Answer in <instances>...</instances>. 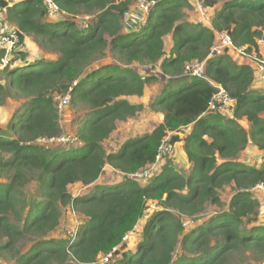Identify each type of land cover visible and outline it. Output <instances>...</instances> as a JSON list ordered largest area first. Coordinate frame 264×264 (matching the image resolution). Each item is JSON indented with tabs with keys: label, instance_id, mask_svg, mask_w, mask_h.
I'll list each match as a JSON object with an SVG mask.
<instances>
[{
	"label": "trees",
	"instance_id": "obj_1",
	"mask_svg": "<svg viewBox=\"0 0 264 264\" xmlns=\"http://www.w3.org/2000/svg\"><path fill=\"white\" fill-rule=\"evenodd\" d=\"M54 1L60 15L50 20L42 0L11 5L0 0L6 19L19 30L20 45L32 36L55 56L30 60L16 50V61L0 70V105L10 95L23 99L7 129L0 128V264H92L114 249L118 254L149 201L160 208L144 222L136 251L122 252L111 264L264 261V225L255 223L259 201L251 191L258 183L264 186V162L255 167L236 160L249 141L264 151V91L251 89L249 65L235 63L226 53L209 55L216 30L227 31L247 52L257 51V41H264V0H203L214 9L211 28L185 19L188 0H154L144 23L130 30H123L122 18L132 0ZM80 14L93 19L78 27L73 17ZM167 34L173 40L169 54L163 41ZM107 50L118 63L96 66ZM195 59H206L207 79L184 72V64ZM134 63L150 71L142 75L131 67ZM156 65L160 77L153 72ZM158 79L162 88L150 106L163 114L162 122L107 153L101 142L115 122L143 108L125 97H141L145 85ZM211 82L236 98L233 116L206 112L214 91ZM71 85L70 103L87 109L78 129L82 144L67 148L32 143L59 135L52 94L63 95ZM242 117L251 124L249 130L238 123ZM189 125L183 138L187 171L166 163L143 186L130 178L118 185L96 183L105 164L129 174L153 163L164 138L169 136L173 145L180 140L177 131ZM32 182L36 190L25 194ZM74 183L88 189L74 196L68 190ZM227 185L234 192L230 209L186 231L181 217L199 216L209 202L221 204L218 192ZM67 205L84 217L83 223L71 239L48 237ZM244 220L253 224L246 229ZM178 245L181 253L174 260Z\"/></svg>",
	"mask_w": 264,
	"mask_h": 264
},
{
	"label": "rangeland",
	"instance_id": "obj_2",
	"mask_svg": "<svg viewBox=\"0 0 264 264\" xmlns=\"http://www.w3.org/2000/svg\"><path fill=\"white\" fill-rule=\"evenodd\" d=\"M10 1V2H9ZM8 2L10 4H13L11 0ZM16 1V0H14ZM203 0H188V6L185 7V19H190L194 23H200L204 24L200 21V14L197 11V4L201 3ZM17 2V1H16ZM221 3V2H219ZM205 6V5H204ZM206 7V6H205ZM128 15L122 18V23H123V30L127 29H133L136 28L139 24V22L142 24L145 21L147 13H144L142 10L139 9L137 6V0H132V3L129 7L128 10ZM213 13V8H208L206 7V13L205 17L203 19V22H206L207 17L208 19L211 18ZM207 15V17H206ZM4 16L5 12H4ZM67 18H70L69 15H66ZM49 18V17H47ZM74 21L79 24L78 27L81 25L89 24L93 17L88 16V15H77L73 17ZM122 30V31H123ZM110 40V37L107 38ZM173 42L170 36L165 37V53L169 54V50L172 49ZM171 48V49H170ZM18 50H22V52L27 54V57L30 60H33L35 58H41L43 60H53L55 58L54 54H51L44 50L42 46L32 36H28L25 38V41L23 44L19 45ZM226 53V50L224 51ZM256 54V52H253ZM257 57L264 58L261 55L257 54ZM16 61V59L13 61V63ZM110 63H118L116 61L109 50H107L106 55L101 58L95 65H105V64H110ZM16 64H20L19 62ZM255 64V63H253ZM256 66V65H255ZM131 67L139 72L142 75H145V73L150 71V67H143L137 63H134L131 65ZM3 68L0 64V70ZM147 71V72H146ZM153 72L157 74V76L160 77V69L156 65L154 67ZM0 73V77H1ZM162 87V81L161 79H158L155 82H152L151 84H146L144 88V93L142 97L138 96H126L125 99L128 100L130 103L134 104H141L143 106L142 110L139 111L135 116L130 117L126 119L125 121H116V127L115 129L111 132L109 137L104 139L101 142L102 147L104 150L109 153V152H115L120 148L119 146L124 142L126 139L131 138V137H136V136H141L152 129H154L163 119V114L160 112H154L151 109V102L153 100V96L155 95L156 92H158L159 88ZM146 90V91H145ZM260 93V92H259ZM57 95L60 94H52L53 101L55 106L57 107ZM23 99L20 97H14L13 95L7 96L5 101L0 105V128L1 129H7V123L10 119V117L13 115L15 111L20 107L22 104ZM58 109V108H57ZM87 112V109L85 108L84 105L81 104H71L70 102L66 105H63L61 109H58V114H59V126H60V136H66L67 134L69 135H78V129L80 127V120L84 117L85 113ZM189 129L187 128H182L179 131H177L178 136L180 138H184ZM167 141L169 142V137L166 138ZM170 143V142H169ZM183 142H175L172 145V152L168 157H165L164 160H159L156 162V165L159 164V168L161 169L162 166L166 163H171L173 167H176L178 172H185L186 168L182 165L183 158L181 155V150L182 149V144ZM39 145L49 147L50 145L48 143H40ZM55 147V146H54ZM68 147H78V146H66ZM78 153V152H74ZM177 156V157H176ZM176 157V159H175ZM237 160H241V162H245L246 159H248L249 164H258L262 165L264 162V153L263 155L259 154L255 160L251 159L248 153L240 155L238 154L236 157ZM251 159V160H250ZM246 161V162H247ZM248 163H244L247 164ZM178 166H180L178 168ZM103 173L100 175V178L97 180V183L99 184H110L113 182L117 181H123L127 178H130L131 180L137 181L140 185H145L148 183L149 179L154 177L156 174H152L149 178L146 180H138V178L132 177L127 175L126 173H123L117 169H114L112 166L109 164H105V167L103 169ZM82 185L81 183H74L68 186L69 192L74 195H81L85 189L87 190L88 187ZM251 189L253 196L259 201V206L257 208V214L255 216V223L264 225V189L263 190H257ZM36 190V183L32 182L29 185H27L25 189V194H30ZM233 188L231 185L224 186L222 189L219 190L218 195L221 200V204H216V203H207L205 205L204 211L197 217L195 218H184L181 217L183 224L185 226V230H189L192 227L196 226L199 223H202L208 219L209 216L227 211L230 209L229 203L230 199L232 198L233 195ZM159 207L157 202H148V206L144 212V215L142 219L137 223V225L133 228L132 231L128 232L125 237L123 238V249L119 252L121 255L122 252L124 251H131L135 252L137 248L138 242L141 240V233H142V228L144 225V222L147 220L149 215L157 210ZM84 217H82L78 212H76L71 205H67L66 207H62L61 209V216H60V224L59 226L52 232L49 233L48 237H54L57 239H64L68 240L71 239L73 236H75L76 232L78 231L79 226L83 223ZM253 222H249L247 220H244L243 227L248 229L250 225H252ZM30 243H26L24 246V249L28 248ZM120 246H118L119 248ZM121 248V247H120ZM181 253L180 245L176 247V250L173 254V259L175 260ZM259 264H264V261L260 262Z\"/></svg>",
	"mask_w": 264,
	"mask_h": 264
},
{
	"label": "built area",
	"instance_id": "obj_3",
	"mask_svg": "<svg viewBox=\"0 0 264 264\" xmlns=\"http://www.w3.org/2000/svg\"><path fill=\"white\" fill-rule=\"evenodd\" d=\"M5 1L8 2V0ZM154 3V0H137V6L144 13H147L149 9L154 5ZM42 4L49 18H57L60 15L59 8L54 0H42ZM9 5L11 4L9 3ZM197 11L203 21L206 13V7L204 6L203 1L197 4ZM128 12L129 11H126L123 17L128 15ZM214 34L217 42L212 46L210 55H222L225 50L235 51L241 56L249 59L251 62H254L259 75L262 79H264V58L259 59L257 57V54H254L253 52H247L244 46H236L229 33L225 30H216ZM19 45V30L16 25L11 24L10 21L6 19V16H4V8H2V6L0 5V51L3 52L0 64L2 67L14 60L15 51L18 50ZM205 63L206 60L199 61L197 59L186 62L184 64V72L191 76H197L207 79V77L205 76ZM76 83L77 81H73L72 85H75ZM211 83L214 87V91L211 94L206 112H226L234 109L237 102L236 98L232 96L221 85L213 82ZM72 85L69 87L67 93L63 95H57L58 109H61L63 105H66L70 102V91ZM166 138H164L162 144L158 147L156 159L153 163L148 164L144 168L127 175L138 178V180H146L152 174H157L160 171V166L159 164L156 165V162L161 159L164 160L165 157H168V155H170L172 152V145L167 141ZM32 143L37 145H39L40 143H48L50 146L56 147L72 145L79 146L82 144V141L77 135L73 136L67 134L66 136L57 135L54 137H38ZM254 187V189L257 190L264 189L263 183H258ZM115 250L116 249H114L112 252L102 254L99 259L92 264H111L112 261L116 260L120 256L119 253L114 254Z\"/></svg>",
	"mask_w": 264,
	"mask_h": 264
},
{
	"label": "crops",
	"instance_id": "obj_4",
	"mask_svg": "<svg viewBox=\"0 0 264 264\" xmlns=\"http://www.w3.org/2000/svg\"><path fill=\"white\" fill-rule=\"evenodd\" d=\"M9 1V0H8ZM13 3H15L16 1L18 2V1H20V0H16V1H14V0H11ZM10 2V1H9ZM213 15H214V9H213V13H212V16H211V18L210 19H208V17H207V15H206V17H207V20H206V22H203V21H200V22H202V23H204L203 24V26H206V27H208V28H211L212 27V18H213ZM198 17L200 18V20H201V17L198 15ZM185 18H186V16H185ZM50 20H53L54 18H49ZM187 21H190V22H192L190 19H186ZM144 22V21H143ZM11 24H13V25H15L13 22H10ZM194 23V22H193ZM138 24H140V22L138 23ZM167 36H170L171 37V39H172V36H171V34H167V35H165L164 37H163V41H164V50H165V37H167ZM172 42H173V40H172ZM217 42V40H216V38L214 37V43H213V45L215 44ZM257 43H258V49H257V51H255L256 52V54H258V55H261L262 57H264V41L263 40H261V39H259L258 41H257ZM171 46H173V45H171ZM171 49V48H170ZM169 51H171V50H169ZM166 52V51H165ZM170 53V52H169ZM226 54H228L229 56H230V58H231V60L232 61H234L235 63H237V64H243V65H249L251 68H252V70H253V80H252V83H251V89H253L254 91H256V92H260V93H262L263 91H264V79H262L261 78V76L259 75V73H258V71H257V69H256V66H255V64H253L254 62H251L249 59H247L246 57H244V56H241L240 54H238L237 52H235V51H231V50H227L226 51ZM210 55V54H209ZM211 56V55H210ZM29 59V58H28ZM162 88V87H161ZM161 88H159V90H158V92H156L155 93V95L153 96V99L155 98V96L156 95H158L159 93H160V91H161ZM146 91V90H145ZM142 97V96H141ZM220 114H222L223 116H225V117H231V116H233V109L232 110H229V111H226V112H220ZM262 117H264V114H262L261 115ZM237 121H238V123L244 128V129H246V130H249L250 129V127H251V124L249 123V121L245 118V117H242V118H240V119H237ZM162 122V121H161ZM187 128V127H186ZM191 128H192V125H189L188 126V129H189V131L191 130ZM153 130V129H152ZM151 130V131H152ZM151 131H149V132H151ZM188 131V132H189ZM178 134V133H177ZM178 142H183L181 145H182V149L183 150H181V155H182V160H183V162H182V165H180V166H184L185 168H186V170L185 171H187V169H188V167H189V163H188V161H187V157H186V154H185V152H184V148H183V144H184V141H183V138H180V140L178 141ZM122 144H123V142H122ZM121 144V145H122ZM120 145V146H121ZM119 146V147H120ZM119 149V148H118ZM117 151V150H116ZM246 153H248V155L250 156V158L251 159H254L255 160V158L259 155V154H261V155H263V153H264V151H261V150H259V149H257V147L255 146V145H253L252 144V142H250L249 141V143H248V145L246 146V148L244 149V150H242L239 154L240 155H242L243 156V154H246ZM177 157V156H176ZM176 157H175V159H176ZM250 159V160H251ZM237 160V159H236ZM248 159H246V161H247ZM238 162H241V160H237ZM241 162V163H248V161L247 162ZM248 165H252V166H255V167H260V165H258V164H249L248 163ZM180 166H178V168L180 167ZM105 167V166H104ZM176 168V167H175ZM104 169V168H103ZM177 169V168H176ZM104 171H102V173H103ZM101 173V174H102ZM100 178V177H99ZM122 181H115V182H113V183H110V184H108V185H115V184H120ZM97 183V182H96ZM87 188V187H86ZM85 191H86V189H85Z\"/></svg>",
	"mask_w": 264,
	"mask_h": 264
},
{
	"label": "clouds",
	"instance_id": "obj_5",
	"mask_svg": "<svg viewBox=\"0 0 264 264\" xmlns=\"http://www.w3.org/2000/svg\"><path fill=\"white\" fill-rule=\"evenodd\" d=\"M211 53V52H210ZM206 60V59H205ZM169 137V136H168ZM80 146V145H79ZM161 170V169H160ZM158 174V173H157Z\"/></svg>",
	"mask_w": 264,
	"mask_h": 264
}]
</instances>
